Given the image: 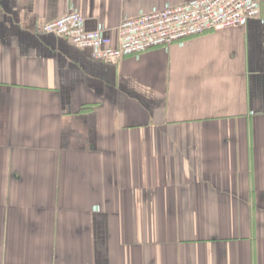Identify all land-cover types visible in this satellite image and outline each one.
Masks as SVG:
<instances>
[{
    "label": "crops",
    "instance_id": "obj_1",
    "mask_svg": "<svg viewBox=\"0 0 264 264\" xmlns=\"http://www.w3.org/2000/svg\"><path fill=\"white\" fill-rule=\"evenodd\" d=\"M187 1L0 0V264H264V0L116 62L43 29Z\"/></svg>",
    "mask_w": 264,
    "mask_h": 264
},
{
    "label": "built area",
    "instance_id": "obj_2",
    "mask_svg": "<svg viewBox=\"0 0 264 264\" xmlns=\"http://www.w3.org/2000/svg\"><path fill=\"white\" fill-rule=\"evenodd\" d=\"M259 14L260 0H190L122 20L113 41L101 25L87 29L80 12L69 8L62 16L46 22L43 29L69 38L76 47L90 49L97 60L116 62L211 30L244 26Z\"/></svg>",
    "mask_w": 264,
    "mask_h": 264
}]
</instances>
